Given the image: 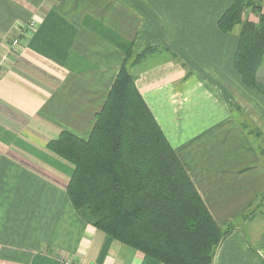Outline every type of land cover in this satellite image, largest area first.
Segmentation results:
<instances>
[{
	"label": "crops",
	"instance_id": "obj_1",
	"mask_svg": "<svg viewBox=\"0 0 264 264\" xmlns=\"http://www.w3.org/2000/svg\"><path fill=\"white\" fill-rule=\"evenodd\" d=\"M234 1L0 0V264H163L75 210L74 167L47 147L89 137L147 46L136 86L216 222L234 224L212 264H264V96L234 67L238 32L218 26Z\"/></svg>",
	"mask_w": 264,
	"mask_h": 264
},
{
	"label": "trees",
	"instance_id": "obj_2",
	"mask_svg": "<svg viewBox=\"0 0 264 264\" xmlns=\"http://www.w3.org/2000/svg\"><path fill=\"white\" fill-rule=\"evenodd\" d=\"M218 26L238 32L234 67L264 96L263 1L235 0ZM158 49L128 51L88 138L64 130L47 147L73 165L66 193L98 230L163 264H212L234 224L216 222L130 72Z\"/></svg>",
	"mask_w": 264,
	"mask_h": 264
},
{
	"label": "rangeland",
	"instance_id": "obj_3",
	"mask_svg": "<svg viewBox=\"0 0 264 264\" xmlns=\"http://www.w3.org/2000/svg\"><path fill=\"white\" fill-rule=\"evenodd\" d=\"M262 1H263V4H264V0H262ZM30 26H31V28H34L33 23ZM237 115L239 116V118H242L243 114L238 113ZM242 119L244 121H246V125L248 127H251L252 124L248 123L247 120L244 117ZM254 138L257 140V143H261V142L264 143V139L260 138L259 136H254Z\"/></svg>",
	"mask_w": 264,
	"mask_h": 264
},
{
	"label": "built area",
	"instance_id": "obj_4",
	"mask_svg": "<svg viewBox=\"0 0 264 264\" xmlns=\"http://www.w3.org/2000/svg\"><path fill=\"white\" fill-rule=\"evenodd\" d=\"M33 25H34V23H33ZM63 264H81V263H76L73 260H71L70 258H64Z\"/></svg>",
	"mask_w": 264,
	"mask_h": 264
}]
</instances>
